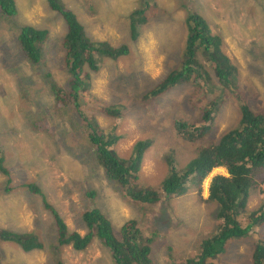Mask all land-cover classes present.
Listing matches in <instances>:
<instances>
[{"label":"rangeland","instance_id":"374dc122","mask_svg":"<svg viewBox=\"0 0 264 264\" xmlns=\"http://www.w3.org/2000/svg\"><path fill=\"white\" fill-rule=\"evenodd\" d=\"M12 1V16H3L0 11V149L3 165L9 170V183L8 177L0 173V228L19 232L35 228L44 233L45 246L56 244L49 210L38 195L28 193L25 187V183L39 186L41 178L37 171L46 166L48 170L43 174L50 178L57 171L66 172L67 181L62 189L55 185L49 197H45L59 210L68 232L80 236L86 233L78 219L86 209L82 197L87 196L85 190L89 187L100 195L116 239L128 219L138 220L133 221L138 236L148 241L149 248L152 246L151 264H175L182 257L204 264L198 261L203 254L200 243L211 238L219 226L217 205L202 201L207 197V180L197 193L196 181L188 177L185 193L164 195L150 210L130 197H123L118 184L105 177L88 137L95 135L100 146L104 137L120 138L114 152L121 160L131 155V147L138 140L150 138L152 144L145 152L142 168L134 171L135 183L129 186L134 191L140 190L141 183L152 184L150 188L158 191L169 171L166 158L176 161L171 169L178 175L187 170L188 161L205 147L202 144L219 140L238 121L240 108L233 101L238 94L244 95L252 111L264 110V0H155L152 10L141 7L140 0H86L83 5L82 0H58L77 14V21L84 26L82 34L90 43L108 37L114 48H128L127 54L117 61L93 54L99 70L95 73L84 68L90 87L78 104L74 101L71 106L65 104V98L57 105L51 92L52 86L64 89L69 79L61 48L66 34L63 17L52 11L48 0ZM113 4L118 7L111 9L109 5ZM136 9L148 16L149 23L139 42H132L126 17ZM189 12L202 17L215 37L221 38L222 51L237 68L236 90L216 84L204 89V98L197 101L191 87L180 89L179 82L152 97L149 93L161 85V78L167 73L174 78L184 67L175 56L182 47L184 20ZM27 24L48 32L43 43L36 45L42 58L38 68L29 63L17 40ZM197 60L207 65L202 53ZM153 64L158 77L153 75ZM214 83V79L209 83L206 79L205 86ZM207 103L214 104L212 132L198 141L200 144L171 134L170 131H178L174 120L203 124L204 112L199 109L206 108ZM104 111L110 115H102ZM40 133V142L34 141ZM150 134L156 135L155 139ZM220 173L227 176L223 168L213 172ZM260 197L258 192L250 195V209L257 206ZM244 210L247 236L242 241H230L216 263L250 262L253 245L263 240L264 224L254 225L250 210ZM55 257L60 260L58 251ZM63 257L67 264H114L108 249L98 239L81 252L65 248ZM47 258L43 252L24 253L15 245L0 243V264H50Z\"/></svg>","mask_w":264,"mask_h":264},{"label":"trees","instance_id":"16d2710c","mask_svg":"<svg viewBox=\"0 0 264 264\" xmlns=\"http://www.w3.org/2000/svg\"><path fill=\"white\" fill-rule=\"evenodd\" d=\"M48 1L52 11L55 12L54 9L59 10L65 18L67 32L62 42V50L64 51L63 67L69 75L68 83L64 89L52 86L51 92L57 100V105L66 100L65 104L71 106L74 101L75 104H78V100L85 96L87 88L90 87L89 76L87 72H84V68L95 73L99 70L93 59V54L98 53L103 57L117 60L119 57L126 55L128 49L125 45L114 48L106 41L90 43L82 34L84 31L83 24L77 21L71 11L64 9L57 0ZM142 1L146 3L144 7L149 10H152L156 5L155 0ZM0 11L3 16H12L15 12L14 2L12 0H0ZM148 19V16L141 15L138 9L128 16L131 39L135 40L137 38L141 27L147 24ZM184 26H186L187 32V41L184 49L181 50H184L181 67H184L174 78H171L169 73L161 78V85L154 87L150 92L151 95H159L166 90L165 87L170 83L175 85L179 82L184 88L191 87L192 94L196 95L198 93V101H201L202 97L205 96V93L202 92L204 89L214 88L216 84H220L223 89H235L234 82L238 81L235 76L237 69L221 50V38L212 35L206 21L195 12L186 14ZM47 37L48 32L46 30L28 25H25L22 33L18 35L17 40L20 49L32 66L41 64L42 58L36 45L38 42L43 43V39ZM200 53L206 59L208 66H204L200 60H197ZM206 79L208 83L211 79H214L215 83L205 86ZM213 92L215 93V89H213ZM238 95L240 96L233 99L234 103L237 102L240 107V121L236 128V138L232 136L231 131H228L217 142H210L211 146L204 147L190 161L187 171L179 175L173 168L170 173L168 171V175L160 182L158 191L150 188L152 184L145 185L144 183H141L140 190L134 191L129 188L131 183H135V179H133L134 171L137 170L146 150L152 144L150 138H144L143 141L138 140L131 147L133 150L131 157L121 160L117 157V153L115 155L112 150L117 140L116 137L109 136V139L103 141L101 146L97 144L96 137H89L90 142L97 146V152H93L95 154L94 158L105 177L118 184L119 188L122 189L123 197H130L149 209L156 200H160L162 195L170 197L185 193L188 189L185 183L190 175H193L197 185V193H200L201 183L205 176L213 168L223 166L221 168L225 170L227 176L216 175L209 183L208 188L207 202L216 203V218L219 220V226L216 228L217 232L211 238L203 240L201 243L203 254L199 256L198 261L206 264H220L216 263V258L226 252V247L232 241H242L247 236L246 226L241 225L238 218L243 214L242 211L246 206L249 193L254 188V177L264 172V169H261L259 173L252 175L253 169L264 167V110L252 111L244 95ZM93 98L92 101L95 103ZM214 101L216 102L217 99ZM221 107L225 109L222 105ZM213 109L214 104L210 103L206 105V108H203V124L200 127L195 125L191 127L180 121L175 122L182 138L186 141L190 140L187 129L192 131L190 134L192 139L208 134L209 127L204 125L212 123L211 114ZM188 123L191 122L188 121ZM195 133L197 134L195 135ZM143 135H146V132H143ZM150 135L149 137L155 139L156 135ZM243 157L246 160L244 167L237 164V161ZM3 162L0 149V173L9 177V170L3 165ZM167 162L170 164L173 160L169 158ZM25 187L29 190L26 189L28 193L38 195L45 204L44 207L49 210L57 247L72 245L75 250H83L94 239H98L109 249L115 264H151L152 246L149 248L148 241L138 236L136 224L133 222H138L135 218L132 217L126 221L121 228L120 238L116 239L112 233V225L109 220H105L100 216L97 209H92L91 212L85 209L79 214L78 220L86 229V233L80 236L76 232H68L58 210L46 199L41 187L36 186L34 183H25ZM87 194L92 195L94 193L89 192ZM259 209V212H264L262 204L259 205ZM250 218L254 225L264 223L263 213L257 215L256 212H252ZM44 237V233L38 232L36 229L20 233L0 228V243L15 244L23 252L32 250L45 252ZM49 248L47 254H49L48 257L52 263L60 264L55 257V243L49 244ZM252 248L250 262H240V264H264V240L255 243ZM193 261L195 260L187 259L184 264H195Z\"/></svg>","mask_w":264,"mask_h":264},{"label":"clouds","instance_id":"9594fccd","mask_svg":"<svg viewBox=\"0 0 264 264\" xmlns=\"http://www.w3.org/2000/svg\"><path fill=\"white\" fill-rule=\"evenodd\" d=\"M58 1V0H57ZM84 1H86V0H82L81 1V5H83V2ZM49 2V1H48ZM59 2V1H58ZM140 2H141V7H144V5L142 4V0H140ZM60 4V3H59ZM61 5V4H60ZM49 6H50V4H49ZM62 6V5H61ZM110 7H111V9L112 8H115V7H118L116 4H113V5H109ZM64 9H66V10H69V9H67V8H65L64 6H62ZM50 8H51V6H50ZM52 9V8H51ZM110 9V10H111ZM55 10V12H57L59 15H61L62 17H63V15L61 14V12L59 11V10H57V9H54ZM69 11H71V10H69ZM133 11H135V10H133ZM74 15H75V18H76V16H77V14H75L73 11H71ZM132 13V12H131ZM130 13V14H131ZM129 14V15H130ZM128 15V16H129ZM128 16L126 17L127 19H128ZM63 19H64V22H65V18L63 17ZM113 21V20H112ZM111 21V24H113L114 22H112ZM128 21V20H127ZM241 21H242V19H241ZM240 21V22H241ZM149 23V19H148V22H147V24ZM147 24H145V25H143V29H140V32H139V34H138V36H137V38L135 39V40H133V39H131V37H130V32H129V26L127 25V29H128V36L130 37V39L132 40V42H139L138 40H139V38H140V36H141V34L143 33L142 31L144 30V26H147ZM28 26H31V27H34V26H32V25H30V24H27ZM65 25H66V22H65ZM208 27H209V29H210V32H211V34L212 35H214L213 33H212V30H211V27L208 25ZM119 30V29H118ZM66 32H67V26H66ZM184 35H186L185 36V39L183 38L184 37ZM183 36H182V39H181V41H183V43H182V47H181V50L182 49H184V45L186 44V41H187V32H186V34H184ZM215 36V35H214ZM112 39H110V38H104V40H99V41H106V42H108L110 45H111V41ZM62 42H63V40H62ZM112 46V45H111ZM113 47V46H112ZM61 48H62V43H61ZM118 48V47H117ZM128 49V48H127ZM179 51L177 54H176V56H175V58H178L177 60H180L181 61V58L183 57V51ZM222 50V49H221ZM63 51V50H62ZM200 52V51H199ZM124 56V55H123ZM122 57V56H121ZM120 58V57H119ZM118 58V59H119ZM117 59V60H118ZM229 59V58H228ZM113 60V59H112ZM117 60H114V61H117ZM157 62H159L160 63V61L159 60H156ZM232 62V61H231ZM161 64V63H160ZM162 65V64H161ZM33 67H35V68H38V66H33ZM237 69V68H236ZM175 69L173 68V70L171 71V72H173ZM152 71H153V75L155 76V77H158V75H156V66H155V64H153L152 65ZM174 86V84L173 83H170L167 87H165V89L166 90H168V89H170L171 87H173ZM178 88H180V89H184V87H183V85L181 84V85H178L177 86ZM150 95H151V93H149ZM152 97H155L154 95H151ZM197 98H198V93H197V96H196V100H197ZM202 98H204V96L202 97ZM198 101V100H197ZM209 103H207L206 105H208ZM238 107V106H237ZM240 108V107H239ZM250 108V107H249ZM252 110V109H251ZM199 111H202L203 112V108H201V109H199ZM254 112H256V111H254ZM195 113H196V115H197V112L195 111ZM102 115H104V116H109L110 114L108 113V112H106V111H104V113L102 114ZM211 118H212V121H213V117L211 116ZM238 119V121H236V123L234 124V126L231 128V129H229V130H227L226 132H228V131H231L232 132V136L233 137H235L236 138V128L238 127V125H239V121H240V115H239V118H237ZM236 119V120H237ZM181 122V123H186L187 125H189V126H191L192 127V125H194L193 123H188V121L187 120H183V119H180V120H174V124H175V122ZM176 125V124H175ZM177 126V125H176ZM196 127H200L201 126V124H199V125H195ZM204 126H207V127H209V132H208V134H205L204 136H199V137H195L194 139H195V142L194 143H196L197 145L198 144H200L198 141H200L201 139H203V138H205V137H207V136H209L210 135V133L212 132V123H209V124H207V125H204ZM28 128H32L31 126H29ZM27 128V129H28ZM171 132V134H176L178 137H180V138H182V134L179 132V131H170ZM225 132V133H226ZM36 133H38L37 131H36ZM192 133V131L191 130H188V135H189V138H190V140L192 139V137H191V134ZM197 133H195V135H196ZM41 133H40V136L39 137H36L35 139H34V141L35 140H37V141H39L40 142V138H41ZM90 136H92V137H96L95 135H92V134H90ZM89 136V137H90ZM89 137H88V141H89V143L92 145V147H94L95 149H96V145L95 144H93V143H91L90 142V140H89ZM111 137V136H110ZM106 139H109V136L108 137H104L103 138V141H106ZM116 142H115V144L113 145V147H112V150H113V152H114V147H115V145L116 144H120L121 143V141H119V139L120 138H118V137H116ZM183 139V138H182ZM33 141V142H34ZM187 141H189V140H187ZM218 141V140H217ZM217 141H215V142H217ZM210 143V142H209ZM202 144L203 146H205V147H209V146H211L210 144ZM95 152H97V149H96V151ZM133 152V151H132ZM114 154H115V152H114ZM116 155V154H115ZM131 155H132V153H131ZM131 155H130V157H131ZM95 156V155H94ZM129 157V158H130ZM169 158H167V160H168ZM129 160V159H128ZM167 160H166V165L169 167V173H170V171H171V166H172V164L173 163H176V161L175 160H173V162L172 163H170V164H168V162H167ZM142 162H143V158H142V161H141V163H140V167L142 166ZM189 162L190 161H188V163L187 164H189ZM48 164H50L51 162H47ZM237 164H239L240 166H242V167H244L245 166V164H246V160H245V158L243 157L242 159H240V160H238L237 161ZM221 167H223V166H218V167H215V168H213L212 170H211V172L208 174V175H206L205 176V178L202 180V182L203 181H206L207 180V182H208V184H207V197H206V199H204V200H202L203 202H205V203H214V202H207V200H208V195H209V192H208V188H209V183L211 182V180L216 176V175H223V174H213V172L216 170V169H220ZM139 168V167H138ZM142 168V167H141ZM41 169V171L40 170H38L37 171V173H39L40 174V178H41V183H40V185L38 186V187H41L42 188V190H43V192H44V195H46L47 197H49V192H50V190L55 186V185H57V186H59V188H61L62 189V187H63V184L67 181V176H66V172H64V170H60V171H57L56 172V174H55V176L53 177V178H50V177H47L46 175H44L43 174V172L44 173H46V171L48 170V168L46 167V166H43V167H41L40 168ZM261 169H264V167H261V168H258V169H253V173H252V175L254 174V173H259V171L261 170ZM175 170V169H174ZM185 171H187V170H183V171H181L180 173H182V172H185ZM2 174V173H1ZM3 175V174H2ZM167 175H168V173H167ZM166 175V176H167ZM165 178V177H164ZM189 178H190V180L191 179H193V175H190L189 176ZM255 178V180H254V188H253V190L249 193V197H250V195L251 194H253V193H256V192H258L260 195H261V197H260V199H259V202H258V204H257V206L254 208V209H250L249 208V206H248V204H249V197L247 198V202H246V208L247 209H249L250 210V215H251V213L252 212H256L257 213V215H260L261 213H263V215H264V212L262 211V212H259L260 211V209H259V205L260 204H262L263 206H264V172L261 174V175H258V176H255L254 177ZM8 179H9V177H8ZM8 179H7V181H8ZM7 188H8V186H7ZM202 188V187H201ZM202 190V189H201ZM86 193H89V192H93L94 194H92V195H88V196H85V195H83V197H82V200L85 202L84 203V207L89 211V212H91V210L92 209H97L99 212H100V216H102L105 220H108V218H107V216H106V214H105V209L102 207V201H101V197H99L100 195L98 194V192L97 191H95V190H93V189H91V188H87L86 190ZM64 195V194H63ZM65 196V195H64ZM162 196H164V195H162ZM162 196H161V198H162ZM161 198H160V200H161ZM50 200H51V198H49ZM159 200V201H160ZM156 202H158V200H156ZM216 204V203H215ZM58 210V209H57ZM216 210H217V208H216ZM58 212H59V210H58ZM243 212V214L238 218L239 219V222L241 223V225H243V226H245V218L247 217V215H246V213H245V210H243L242 211ZM59 215H60V217L62 218V216H61V214H60V212H59ZM35 217V216H34ZM34 217H33V219H32V222L34 221ZM126 223V222H125ZM262 224H264V223H262ZM257 225H261V224H257ZM34 228V227H33ZM5 229H7V228H5ZM35 229V228H34ZM12 231H14V230H12ZM27 231H32V229L31 230H27ZM27 231H24V232H27ZM15 232H19V231H15ZM38 232H41V233H43L42 231H38ZM54 232V234H55V231H54V229H53V227H52V233ZM20 233H23V232H20ZM46 237H44L43 238V242H44V239H45ZM120 238V236L118 237V239ZM263 240H264V238H263ZM262 240V241H263ZM237 241H239V240H237ZM4 243H7V242H4ZM102 243V242H101ZM202 243V242H201ZM201 243H200V246H201ZM7 244H11V243H7ZM103 244V243H102ZM12 245H15V244H12ZM90 244H88L83 250H79V249H74L73 247H72V245H69V246H61V247H57V245L55 244V251H58L59 253H60V260L58 261V263H60V264H67L66 263V260L64 259V257H63V250L65 249V248H70V249H72L73 251H77V252H81V251H84L86 248H88V246H89ZM104 245V244H103ZM15 246H17V245H15ZM105 246V245H104ZM18 247V246H17ZM106 247V246H105ZM19 248V247H18ZM107 248V247H106ZM20 249V248H19ZM108 249V248H107ZM21 250V249H20ZM49 250H50V248H49V246H46V248H45V252H43V251H36V250H32V251H29V252H24V253H31V252H43L46 256H48L49 254H47L48 252H49ZM22 251V250H21ZM108 251H109V249H108ZM23 252V251H22ZM109 253L111 254V252L109 251ZM111 257H112V255H111ZM180 258V257H179ZM182 258H184V257H182ZM182 258H180L181 260L179 261V262H177V263H175V264H184L185 262H186V260L187 259H185V260H183ZM112 260H113V258H112ZM46 262H49L50 264H53L52 263V261H51V259L48 257L47 258V261ZM208 262V261H207ZM113 263H114V261H113ZM46 264V263H45ZM115 264V263H114ZM206 264V263H205Z\"/></svg>","mask_w":264,"mask_h":264}]
</instances>
